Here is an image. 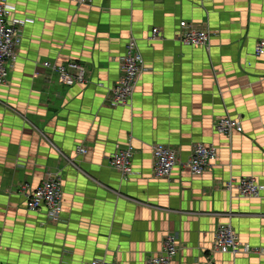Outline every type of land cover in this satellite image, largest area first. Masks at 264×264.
<instances>
[{
    "label": "crops",
    "instance_id": "obj_1",
    "mask_svg": "<svg viewBox=\"0 0 264 264\" xmlns=\"http://www.w3.org/2000/svg\"><path fill=\"white\" fill-rule=\"evenodd\" d=\"M20 26L18 60L0 85V264H148L173 236V264H264L248 255L213 252L220 224L241 242L264 248V192L242 198L228 181L255 176L264 185V0H8ZM211 32V43H180V22ZM153 28L160 30L150 40ZM135 38L143 74L128 107L111 108L109 90ZM84 65L86 83L62 85L44 62ZM102 85H99V84ZM243 133L219 134L220 117ZM133 140L132 174L107 161ZM176 149L169 179L153 173L152 146ZM218 149L208 172L183 164L194 145ZM78 146L88 150L77 154ZM59 174L61 219L26 207L20 186Z\"/></svg>",
    "mask_w": 264,
    "mask_h": 264
},
{
    "label": "built area",
    "instance_id": "obj_2",
    "mask_svg": "<svg viewBox=\"0 0 264 264\" xmlns=\"http://www.w3.org/2000/svg\"><path fill=\"white\" fill-rule=\"evenodd\" d=\"M77 6H90L92 0H71ZM15 8L8 0H0V85L8 83L10 71L18 60L20 47V26L23 21L14 17ZM178 40L189 47L209 48L211 32L195 22L181 21ZM161 36L158 28H153L150 40H157ZM255 55L264 57V40L257 42ZM122 75L118 82L109 90L108 102L111 108L128 107L133 100L143 74L146 72L145 61L135 38L127 42L125 52L120 58ZM50 72L58 76L62 85L74 86L86 83V67L78 62L67 63L44 62L43 65ZM99 85H102L101 83ZM215 131L219 134L232 136L233 132L243 133L244 129L238 119L231 116L220 117L215 125ZM154 159L153 173L156 178L169 179L174 168L180 163L178 151L171 146L156 143L152 146ZM135 145L130 138L126 147L108 156L109 166L118 172L124 179L132 174V162L135 155ZM77 154L86 155L88 150L78 146ZM218 159V149L213 145L197 143L192 154L183 166L193 175L200 176L208 172L212 164ZM225 188L236 190L242 198L259 196L264 192V185L255 176L241 178L238 182L230 180ZM19 193L26 201L29 211L42 212L48 223L57 224L62 216L64 191L63 182L59 174L46 177L36 188L29 184L20 186ZM177 240L173 236H166L163 241V249L148 261V264H173L179 251ZM213 252L234 256L248 255L254 250L264 254V248H255L251 244L241 242L238 233L230 224H220L216 231L212 247ZM87 264H117L104 258H94Z\"/></svg>",
    "mask_w": 264,
    "mask_h": 264
}]
</instances>
